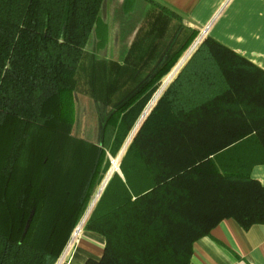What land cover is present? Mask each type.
Returning a JSON list of instances; mask_svg holds the SVG:
<instances>
[{"label": "trees", "instance_id": "obj_1", "mask_svg": "<svg viewBox=\"0 0 264 264\" xmlns=\"http://www.w3.org/2000/svg\"><path fill=\"white\" fill-rule=\"evenodd\" d=\"M144 1L119 63L97 55L103 0H0V264L56 263L106 153L116 155L196 38L175 10ZM77 93L111 109L100 142L73 134ZM142 119L84 224L104 239L84 264H190L221 221L264 225V187L251 176L264 166L263 70L205 37Z\"/></svg>", "mask_w": 264, "mask_h": 264}, {"label": "crops", "instance_id": "obj_2", "mask_svg": "<svg viewBox=\"0 0 264 264\" xmlns=\"http://www.w3.org/2000/svg\"><path fill=\"white\" fill-rule=\"evenodd\" d=\"M159 1L179 13L181 25L196 31L197 37L205 33L204 38H213L264 71V0ZM123 2L103 0L99 13L107 26V41L100 56L119 63L125 59L149 10L144 0H135L129 11L124 10ZM137 6L142 8L140 12L134 11ZM206 27L208 30L203 31ZM195 50L185 55L161 89L176 78ZM164 89L155 95L150 108ZM251 176L264 187V166H255ZM103 248L101 236L83 231L62 264H84L89 258H100ZM190 264H264V225L243 230L231 219L221 221L208 236L195 242Z\"/></svg>", "mask_w": 264, "mask_h": 264}, {"label": "rangeland", "instance_id": "obj_3", "mask_svg": "<svg viewBox=\"0 0 264 264\" xmlns=\"http://www.w3.org/2000/svg\"><path fill=\"white\" fill-rule=\"evenodd\" d=\"M138 5H140V4L138 3ZM141 10H142V8L140 6H137L134 11L140 12ZM196 38H197V36H196ZM196 38L194 39V41L196 40ZM95 41L96 40L93 39V38L90 39V42H89L88 47H87V50L89 52L94 51L95 43H96ZM192 43H191V45H192ZM191 45H190V47H188L187 51H185L182 54V56L180 57V59L178 60L176 65L169 72V74L162 79L157 91L153 95V97H152L151 101L149 102V104L152 102V100L154 99L155 95L160 90L164 89V88L163 89H161V88L168 81V79L171 76V74L173 73L174 69L179 65V63L182 62V59L185 57V55H187V53H189V49L191 48ZM97 55L100 56V52H97ZM75 104H76V120H75V125H74V128H73V134L75 136H77V137H81V138H83L85 140H88V141H91V142H95V143L100 142V140H101V131H102L101 130L102 123L105 120L106 116L109 114L111 109L107 108L103 104L93 100L89 96H87L85 94H82V93L75 94ZM149 104L145 107V109L142 111V113L146 111V109L149 107ZM142 113L139 116V118L136 121V123L134 124L132 130L133 129L135 130V127L137 126V123H139V121L141 120ZM132 130L129 133V135L127 136L126 140L121 145L119 151L116 153V155L114 157H112L109 153H106V160L109 163V167H108L105 175L103 176V178L95 186V188L93 190V193L91 195L90 201H89V203H88L83 215L81 216V218L79 219L77 225L75 226V228H77L81 224L82 220L84 218L86 219V217H88L89 214L91 213L92 209L94 208L95 204L99 200V198H100V196H101V194H102V192H103V190L105 188V187H103L104 182H107V180L110 178L111 175H113L115 173H118V174L120 173L119 172V164H120V162L122 160V157H123V155H124V153H125V151L127 149V147H126V149L124 150V147L126 146V143H127L128 139H129L131 133L134 132V130L133 131ZM129 142H128V144H129ZM128 144H127V146H128ZM114 160L117 161L115 169L113 168V161ZM79 232H78V235H79ZM82 233H83V227H82ZM72 250L69 252V254H71ZM68 255H67V257H68Z\"/></svg>", "mask_w": 264, "mask_h": 264}, {"label": "built area", "instance_id": "obj_4", "mask_svg": "<svg viewBox=\"0 0 264 264\" xmlns=\"http://www.w3.org/2000/svg\"><path fill=\"white\" fill-rule=\"evenodd\" d=\"M208 30V28L206 27L205 29H203V31L204 30ZM204 34L205 33H201L197 38H196V40L192 43V45H191V48L189 49V51L192 49V51H191V53L198 47V45L203 41V39H204ZM163 93V92H162ZM161 93V94H162ZM161 96V95H160ZM151 109V108H150ZM146 112V111H145ZM149 112V111H148ZM147 113V112H146ZM88 217H86V219H87ZM86 219L84 218L83 220H82V222H81V224L77 227V228H75L74 230H73V232H72V234H71V236H70V238H69V241L67 242V244H66V246H65V248H64V250H63V252L61 253V255L59 256V258H58V260L56 261V263L55 264H62V262L65 260V258L67 257V255L69 254V252L74 248V246H76V244L78 243V241H79V238L81 237V235H82V227H84V224H85V222H86ZM77 231L79 232H81V233H79V236H78V233H77Z\"/></svg>", "mask_w": 264, "mask_h": 264}, {"label": "water", "instance_id": "obj_5", "mask_svg": "<svg viewBox=\"0 0 264 264\" xmlns=\"http://www.w3.org/2000/svg\"><path fill=\"white\" fill-rule=\"evenodd\" d=\"M147 115H148V112H147V113H146V112H143V113H142L143 120L147 117ZM143 120H142V121H143ZM140 124H141V123H140ZM111 177H112V175H111ZM111 177H110V178H111ZM110 178H109V179L107 180V182L105 183V186L107 185V183H108V181L110 180ZM105 186H104V187H105Z\"/></svg>", "mask_w": 264, "mask_h": 264}, {"label": "bare ground", "instance_id": "obj_6", "mask_svg": "<svg viewBox=\"0 0 264 264\" xmlns=\"http://www.w3.org/2000/svg\"><path fill=\"white\" fill-rule=\"evenodd\" d=\"M139 124V123H138ZM138 126V125H137ZM135 131V130H134ZM134 132H132V134H133ZM132 136V135H131ZM131 136L129 137V139H128V141H127V143H126V145L128 144V142H129V140H130V138H131ZM126 147V146H125ZM125 147H124V149H125ZM105 183L106 182H104V185H105ZM104 185H103V187H104Z\"/></svg>", "mask_w": 264, "mask_h": 264}]
</instances>
